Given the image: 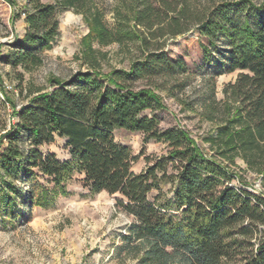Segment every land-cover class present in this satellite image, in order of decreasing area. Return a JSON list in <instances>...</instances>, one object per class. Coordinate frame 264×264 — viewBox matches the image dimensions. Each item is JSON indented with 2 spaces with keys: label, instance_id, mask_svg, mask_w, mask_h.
Wrapping results in <instances>:
<instances>
[{
  "label": "trees",
  "instance_id": "trees-1",
  "mask_svg": "<svg viewBox=\"0 0 264 264\" xmlns=\"http://www.w3.org/2000/svg\"><path fill=\"white\" fill-rule=\"evenodd\" d=\"M24 1L17 15L24 14L25 32L12 43L17 52L11 65L25 71L40 65L37 52L50 48L58 34L57 15L72 9L85 15L89 28L79 58L87 68L66 80L51 77L48 88H25L27 101L19 109L0 84L15 116L0 136L2 214L8 215L20 195L15 181L31 183L26 192L32 205L48 206L56 195L68 194L64 182L78 171L91 194L115 196L116 206L131 218L119 236V251L137 264H264V196L231 184L233 178L244 180L236 169L259 176L264 188V1L221 2L195 18L186 0H138L114 30L90 7L91 0ZM253 9L262 13L255 24L247 19ZM192 26L210 45L227 40L225 70L238 71L223 85L221 100L212 83L198 108L200 118L213 124L204 138L208 154L187 130L159 129L157 116L165 110L158 92L176 99L184 84L180 76L189 77L184 60H171L164 47ZM134 39L140 57L128 70L102 73L93 43L122 45ZM208 54L203 47L204 60ZM134 82L140 85L135 88ZM116 129L139 132L144 143L163 142L167 152L144 157L146 168L136 173L131 165L143 154L119 143ZM54 137L65 140L67 160L39 151ZM163 180L174 183L172 200L150 201L147 194ZM167 206L177 215L165 212Z\"/></svg>",
  "mask_w": 264,
  "mask_h": 264
},
{
  "label": "rangeland",
  "instance_id": "rangeland-1",
  "mask_svg": "<svg viewBox=\"0 0 264 264\" xmlns=\"http://www.w3.org/2000/svg\"><path fill=\"white\" fill-rule=\"evenodd\" d=\"M136 1L138 0H91L90 7L101 12L105 26L114 30L117 21L121 16H128L130 6ZM186 1L191 14L195 18H200L221 2L235 4L242 0ZM250 1L259 5L264 0ZM12 2L15 7L7 0H0V84L5 88V93L15 108L19 109L20 105L27 101L25 88L29 87L31 90L35 87L48 88V80L51 77L66 80L75 72L87 68L79 58L85 47L83 39L89 33V28L83 13L72 9L59 12L58 34L51 42L50 48L36 50L42 63L25 71L20 66H12L10 61L11 56L17 52V48L12 45L13 41L19 43L25 32L24 14L17 15L18 11L24 9L25 1ZM41 2L49 3L53 0ZM261 14L257 9H253L247 15V19L255 24L261 19ZM16 15L17 18L14 17ZM232 16L235 17V13H232ZM206 46L209 54L208 59L204 60L203 47ZM92 48L98 52L97 59L104 74L113 69L127 71L130 61L140 57L139 43L135 39L122 45L115 42L106 46L93 43ZM227 50L228 41L223 37L210 45L209 40L198 34L194 26L189 32L174 38L164 47L166 56L171 60L177 58L184 60L189 77L180 76L179 79L184 84L176 90V99L170 98L163 91L158 92L165 104V110L157 113L160 119L159 129L179 126L187 130L206 154L209 153V149L204 138L212 130L213 124L200 118L197 112L212 83L215 98L221 100L223 85L233 82L237 77L238 71L225 70ZM1 85L0 136L10 123L15 121L13 108L9 102L4 101L5 93L1 91ZM139 85V82L133 83L135 88ZM177 99L193 106V110H187V107ZM113 136L134 154H143L131 165L136 173L146 168L144 157H159L167 152L165 143L152 139L144 143V135L139 132L116 129ZM54 138L53 143L38 146L39 151L55 154L60 160H67L69 153L65 149V140ZM22 142V147L27 149L28 140L23 137ZM241 166L244 167L243 164ZM168 171L173 172L171 169ZM235 171L245 181L233 178L232 185L264 196L259 176L246 172L239 173L236 169ZM82 178V174L74 171L64 182L68 194L56 195L48 206L30 203L26 192L30 182H14L20 187V195L15 197L8 215H3L0 207V264H137L136 260L125 257L119 251L121 247L119 236L125 233L131 218L116 206L115 196H110L104 191L91 194L89 188L83 184ZM173 186V182L163 180L158 188L147 194V198L150 201L158 198V203L167 204L173 198ZM164 211L177 215L173 207L167 206Z\"/></svg>",
  "mask_w": 264,
  "mask_h": 264
},
{
  "label": "built area",
  "instance_id": "built-area-1",
  "mask_svg": "<svg viewBox=\"0 0 264 264\" xmlns=\"http://www.w3.org/2000/svg\"><path fill=\"white\" fill-rule=\"evenodd\" d=\"M7 88H10V87L7 86Z\"/></svg>",
  "mask_w": 264,
  "mask_h": 264
}]
</instances>
